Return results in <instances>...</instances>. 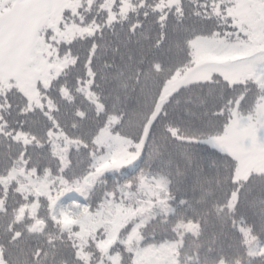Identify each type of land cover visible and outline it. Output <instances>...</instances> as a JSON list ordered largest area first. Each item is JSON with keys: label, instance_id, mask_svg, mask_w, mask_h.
I'll return each mask as SVG.
<instances>
[{"label": "snow or ice", "instance_id": "1", "mask_svg": "<svg viewBox=\"0 0 264 264\" xmlns=\"http://www.w3.org/2000/svg\"><path fill=\"white\" fill-rule=\"evenodd\" d=\"M0 264H264V0H0Z\"/></svg>", "mask_w": 264, "mask_h": 264}, {"label": "trees", "instance_id": "2", "mask_svg": "<svg viewBox=\"0 0 264 264\" xmlns=\"http://www.w3.org/2000/svg\"><path fill=\"white\" fill-rule=\"evenodd\" d=\"M151 35L153 37H155L156 33L155 31H153L151 33ZM112 37L110 36L109 37V42L111 43L112 41ZM119 39L123 40V41H126L127 40V37L126 36H122V37H119ZM147 47V44L146 42H142V43H137L136 39L133 38L131 43L127 46H122L121 47V55H124V56H139L141 53H140V49L142 48H146ZM119 62V60H118ZM206 155H209L206 153ZM200 168L202 171H207L208 175L211 176L213 174L212 172V167H211V158L209 157L208 160H205V161H200Z\"/></svg>", "mask_w": 264, "mask_h": 264}]
</instances>
